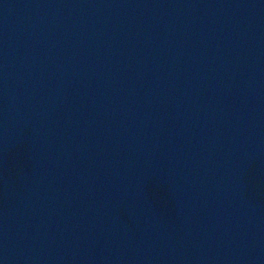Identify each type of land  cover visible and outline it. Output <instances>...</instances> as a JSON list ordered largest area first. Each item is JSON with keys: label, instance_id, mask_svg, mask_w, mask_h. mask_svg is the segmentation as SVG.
Wrapping results in <instances>:
<instances>
[{"label": "water", "instance_id": "1", "mask_svg": "<svg viewBox=\"0 0 264 264\" xmlns=\"http://www.w3.org/2000/svg\"><path fill=\"white\" fill-rule=\"evenodd\" d=\"M0 264H264V0H0Z\"/></svg>", "mask_w": 264, "mask_h": 264}]
</instances>
